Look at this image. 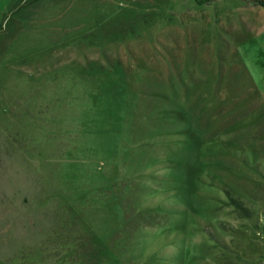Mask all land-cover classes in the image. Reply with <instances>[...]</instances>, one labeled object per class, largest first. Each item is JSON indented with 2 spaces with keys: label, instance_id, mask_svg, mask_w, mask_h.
<instances>
[{
  "label": "rangeland",
  "instance_id": "rangeland-1",
  "mask_svg": "<svg viewBox=\"0 0 264 264\" xmlns=\"http://www.w3.org/2000/svg\"><path fill=\"white\" fill-rule=\"evenodd\" d=\"M264 0H0V264H264Z\"/></svg>",
  "mask_w": 264,
  "mask_h": 264
},
{
  "label": "trees",
  "instance_id": "trees-1",
  "mask_svg": "<svg viewBox=\"0 0 264 264\" xmlns=\"http://www.w3.org/2000/svg\"><path fill=\"white\" fill-rule=\"evenodd\" d=\"M260 3H261V5H263V7H264V2L260 1Z\"/></svg>",
  "mask_w": 264,
  "mask_h": 264
}]
</instances>
